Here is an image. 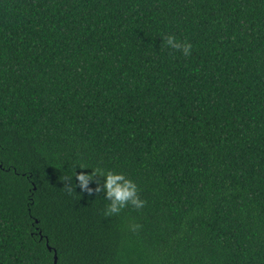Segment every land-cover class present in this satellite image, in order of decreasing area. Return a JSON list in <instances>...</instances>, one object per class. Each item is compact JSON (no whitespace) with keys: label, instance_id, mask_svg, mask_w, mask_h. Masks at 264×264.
I'll use <instances>...</instances> for the list:
<instances>
[{"label":"trees","instance_id":"1","mask_svg":"<svg viewBox=\"0 0 264 264\" xmlns=\"http://www.w3.org/2000/svg\"><path fill=\"white\" fill-rule=\"evenodd\" d=\"M55 256L264 264V0H0V264Z\"/></svg>","mask_w":264,"mask_h":264},{"label":"clouds","instance_id":"2","mask_svg":"<svg viewBox=\"0 0 264 264\" xmlns=\"http://www.w3.org/2000/svg\"><path fill=\"white\" fill-rule=\"evenodd\" d=\"M163 42L166 47L180 52L186 58L192 54L193 46L190 43L178 41L172 35L163 37ZM95 174L102 175L104 179L102 191L104 198L109 202L105 215H119L121 210L129 205L136 209L144 207L145 202L137 194V185L131 179L126 178L123 173L97 170ZM75 180L81 189H87L93 182V174L80 172Z\"/></svg>","mask_w":264,"mask_h":264},{"label":"water","instance_id":"3","mask_svg":"<svg viewBox=\"0 0 264 264\" xmlns=\"http://www.w3.org/2000/svg\"><path fill=\"white\" fill-rule=\"evenodd\" d=\"M55 264H57V256H55Z\"/></svg>","mask_w":264,"mask_h":264}]
</instances>
